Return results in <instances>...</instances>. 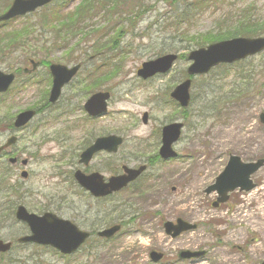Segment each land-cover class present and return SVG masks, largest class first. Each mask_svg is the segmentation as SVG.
<instances>
[{"label": "rangeland", "instance_id": "rangeland-1", "mask_svg": "<svg viewBox=\"0 0 264 264\" xmlns=\"http://www.w3.org/2000/svg\"><path fill=\"white\" fill-rule=\"evenodd\" d=\"M10 1L0 0V15L6 12ZM82 1L76 0L66 11L70 12L69 14L74 13L76 6H82ZM171 3L176 2L142 0L140 3L131 0L125 5V13L121 17V19L126 18V22H120L121 19L119 20L116 15L109 18L101 12L96 18L84 23L85 32L90 29L95 32L94 36L86 38L84 34H78L71 40L69 52H57L49 58L50 61H61V64H65L71 56L68 57L66 53L71 54L76 45L82 43L71 61L87 60L88 55L94 54L90 52L83 56L85 47L88 46L89 52L91 43H95L105 34L113 37L116 28H123L122 25L125 27L124 30L128 34L119 44L120 50L116 59L122 75L107 82L108 77L104 78V73H100L104 71L98 73L99 82H107L102 89H111L114 98L111 101L109 116L98 123L97 134L101 131L103 134H127V136L132 134L137 140L142 138L147 140L151 133L180 118L174 109H160L166 101L165 97L167 98V94H170L176 85V76L182 79L181 76L186 73L188 61L182 58L175 65L172 75L150 84H143L137 80L136 73L142 64L171 53L188 55L193 50H198L195 45L198 38V43L201 44L202 37L234 35L236 29L242 28L245 23L264 24V0L214 2L211 8L205 5L199 14L189 22H181L180 26L174 24L175 17L178 16L177 5L186 6L189 2L178 0L176 6ZM245 10L248 12L245 13ZM48 13L46 12V15ZM51 17L45 16L44 22L34 15L30 20H20L9 25L7 32L1 30L0 60L3 61L4 68L9 63L22 62L23 56L30 53L28 50L29 53L26 54L10 55L9 62L4 54L8 53L9 49H19L23 44L19 39L21 35H26L19 31L23 26L28 25L27 31L33 32L27 40L40 42V45L45 41L46 46H52L56 36V30L53 28L57 26L53 23L55 19L53 21ZM41 24L46 28L40 26ZM124 30L121 36L126 33ZM100 64L101 61L97 62V66ZM229 68L228 74L215 69L209 75L195 80L192 91L194 103L187 117H184L188 126L185 128L183 141L176 146L183 161L163 167L161 175L165 178L161 177L160 180L149 182L134 196L128 195V199L132 200L130 203L132 210L139 213L135 225L125 227L124 235L117 238L114 244L98 250L91 249V246L87 245L86 249L89 247L90 249L84 252L83 256L72 257L69 260H64L52 250L19 248L11 255L16 264H153L149 259L152 250L164 253V260L159 264H262L264 262V167L253 177L257 185L255 190L248 194L233 193L228 203L218 209L212 206L217 195L208 196L204 193L225 169L230 155L241 157L248 163L264 159V128L259 121L260 114L264 113V53ZM32 93L33 90L24 93L23 96L27 99ZM38 95L40 97V92ZM38 97L33 99L32 96V101L28 99L16 101L18 103L15 102V108L11 111V107L6 103L7 109L0 111V121L6 114L13 120L20 110L39 102L43 105V97L41 96L40 101ZM144 113L149 115L147 126L141 123ZM40 118L43 120V117ZM81 118L82 116L78 119ZM44 120L48 124L41 127L39 133L30 130L23 134L24 140L19 148L30 142L40 143L45 137V140L51 142L58 131L52 132L62 128L61 124L65 122L62 118L59 124L51 127L49 123L52 119L46 117ZM81 137L80 134L73 143H70L73 148L78 150L79 144H76ZM59 150L60 148L54 144L48 143L42 155L57 156ZM123 152L126 153L125 151L121 153ZM66 164L67 162L59 163L51 159L42 165L33 166L32 170L35 174L26 183L30 187L31 197L25 202L21 198L13 199L12 202L23 201L28 209L35 210L40 206L39 199L45 200V196L55 194L54 188L61 185L59 178L52 176L53 169L62 165L68 170ZM14 172L17 180L22 182L19 173ZM4 199L0 198V206L5 203L6 199ZM2 210L0 209V212ZM132 210L126 209L128 213ZM7 215L0 213V238L6 242L16 243L19 237L27 233L26 227L15 220L11 221V216ZM124 216L122 213L121 217L120 214H113L111 218H118L119 221ZM178 218L196 224L198 230L175 240L170 239L165 235L162 224ZM181 251H205L206 256L201 261L184 262L178 260ZM2 264H7V261Z\"/></svg>", "mask_w": 264, "mask_h": 264}, {"label": "flooded vegetation", "instance_id": "flooded-vegetation-1", "mask_svg": "<svg viewBox=\"0 0 264 264\" xmlns=\"http://www.w3.org/2000/svg\"><path fill=\"white\" fill-rule=\"evenodd\" d=\"M95 44L96 43H91L92 46L89 47V52L87 50L88 46L85 47V51L82 52L83 56H86L87 53L90 52L94 54ZM78 45L81 46L82 43ZM75 49L77 50L78 47H75ZM117 50L100 53L98 55H88L87 60H74V62H72L71 60L74 54H76V52L73 51L71 54L66 53L68 57L71 55L70 59L68 62H65V64H61V61H50L49 58L57 52H69V48H62L60 45H52L49 50L46 51L42 60L35 62L36 66H33L32 60H26V62L20 64L9 63V65L4 68V65H2L3 61L1 62L0 60V71L5 75H14V82L10 89L7 93L0 94V111L7 109L6 102L7 105L11 107V111L15 108L16 101L20 102L27 99L32 101V96L33 99H37L39 92L40 97H38V100L40 101L43 97V105L39 102L38 104H33L31 107L22 109L14 116L13 120L10 118V115L7 114L1 118L0 149L2 153L0 154V185H3L5 189L3 193L4 196L0 193V198H5L6 201L9 199L21 198L25 202L26 199H29L32 195L30 193V187L26 183L30 181L35 174L32 170L33 166L36 164L42 165V163H46V161L51 159L59 163L67 162L66 167L68 170L64 169L62 165L60 168L57 166V168L53 169L54 172L52 176L56 179L59 178L61 183V185L54 188L56 190L54 191L55 194L49 195L48 197L45 196V200L39 199L38 205L40 206H37L35 210L31 211L28 209L26 207L27 204L23 201V203L20 202L22 204L18 203L17 208L19 206H24L29 214L37 217H44L49 214L54 215L58 219L73 223L80 232L89 233L90 238L76 254L77 257H81L84 252H87V245H90L91 249L94 250H98L99 248L103 249L104 246L114 244L117 238L122 234L124 235L123 229L135 225L139 216L136 210H132V205H130L132 200L128 199V195L131 194L134 196L135 193L141 192L144 186H147L149 182L160 180L161 177L165 178L161 175L163 167L168 164H176L183 161V157L177 151L176 146H179L183 141L184 131L188 124L184 121L185 116L183 115L184 112L180 105L170 99L172 92L167 94V98L165 97L166 101L162 104L160 110L167 108L174 109L175 112H178L180 117L176 119L174 123L184 126L181 131L182 135L172 146L173 151L178 155L175 159L164 160L160 154L161 149L164 147V133L162 132L164 126L161 130L151 133L147 140H145V138L137 140L132 134L128 136L127 134H103V131L97 134L96 130L98 123L109 116L111 101L114 98V92L111 89L104 90L102 88L110 80L122 75V70L118 72H100L104 73V78L108 77L109 80L103 83L99 82L97 61H108L106 69L110 68L115 63L113 59L116 57L114 54L115 52L117 53ZM12 54L15 53L9 50L6 55L9 56ZM6 60L9 62L11 59L9 57ZM14 60L16 61V57ZM54 65L66 66L69 69H74V67L79 66L77 74L64 84L55 98L53 95L55 86L54 75L52 73ZM172 72L167 75L155 76L148 81L138 78L137 73L136 76L139 82L150 84L156 80H161V78L164 79L169 77L172 75ZM179 83L180 78L176 76V85L173 88ZM32 90L33 93L31 96L27 99L24 98V93ZM101 94L108 95L105 101L107 105L106 112L93 115L89 112L88 106L92 103V105H94L93 111H98V109L102 107V103L101 99L96 97ZM25 112H34V114L26 124L16 128L15 122L17 117ZM145 115L147 116L146 122H144ZM80 116H82V118L78 119ZM40 117H43V120ZM46 117L52 119L49 123L51 127L55 126V124H59L62 118L65 121L61 124L62 128L55 129L52 132L58 131L54 134V139L50 142L45 140V137L40 143L30 142L19 148L24 140L23 134L30 130L39 133L42 129L41 127L48 124V122L44 120ZM148 122L149 115L144 113L141 117V123L147 126L149 124ZM80 134L82 137L77 140L78 143L76 145L79 144L77 150V148H73L70 143H73ZM110 138L120 140L119 145L114 147L115 149L113 148L109 151L105 148H100L99 150L98 147H95L101 139ZM150 140L153 141L150 142ZM10 142H13V144L8 146ZM48 143H52L57 148H60L57 156H51L50 154L46 156L42 155L45 145ZM127 149L128 151H126ZM122 151L126 153L123 152V154L121 153ZM40 161L42 163H39ZM14 171L19 173L22 182L17 180V175L13 174L15 173ZM79 178L88 179L87 189L81 186L78 180ZM122 178L131 179V182L117 192H113L109 195L102 194L105 186H108L112 180ZM59 189L62 191L59 192ZM175 191L176 189L173 190V192ZM126 209L132 211L128 213L129 211H126ZM121 213L123 216L125 215L121 220L118 221V218H111L113 214H120L121 217ZM179 219L188 223V221L183 218L168 222L176 224ZM168 222L162 224V229L165 235L172 239V234H167L164 229ZM115 226L121 227L120 233L116 234V236L110 240L105 237H100L103 231L113 229ZM25 227L27 233L23 236L27 237L31 232L27 226ZM4 242H10L13 248L7 254L0 252V264L5 261H7V264H16L11 255L15 250H18V246L12 241ZM30 246L36 248L33 245ZM152 254H161L163 255L161 261L164 260V253L152 250L149 253L151 263H153ZM178 258L180 259L179 255Z\"/></svg>", "mask_w": 264, "mask_h": 264}, {"label": "water", "instance_id": "water-1", "mask_svg": "<svg viewBox=\"0 0 264 264\" xmlns=\"http://www.w3.org/2000/svg\"><path fill=\"white\" fill-rule=\"evenodd\" d=\"M54 0H16L12 7L9 9L6 15L0 17V23H7V21L17 18L18 16H26L39 10V8L49 5ZM264 51V37L261 38H235V40H228L220 43H215L212 46L203 48L197 51H192L189 54L188 60L193 63L187 71L189 77L201 76L209 73L214 67L234 64L241 60H246L247 57H254ZM178 57L176 55H167L160 57L156 61H150L142 66V70L139 71L138 76L143 79H148L156 74H166L171 71V67L177 61ZM55 88H54V98L58 95L61 87L64 86L76 73L77 68L72 71H67L65 68L55 67ZM67 72H66V71ZM13 77H5L0 74V91H5ZM192 81L189 79L183 84L175 88L171 95V98L176 100L181 108H187L190 104V90ZM96 98L101 99L102 107L98 111H93L92 103L88 106V110L93 115H98L99 113L106 112L107 105L105 103L108 95H97ZM105 104H104V103ZM34 113H24L20 115L15 123V127L19 128L26 124L33 116ZM147 116L144 117V122H146ZM260 121L264 125V114L260 115ZM182 125L174 124L172 126H167L163 129V144L164 147L161 149L160 154L165 160L175 159L177 154L173 153L172 145L175 144L177 139L181 135ZM120 143L119 139H101L95 147L105 148L111 150L118 146ZM13 142L8 144L11 145ZM115 149V148H114ZM2 150L0 149V154ZM264 166V160L258 161L251 164H245L241 159L235 156H231L229 159V164L226 169L222 172L219 178L216 180L215 184L206 191V195L211 193H216L219 198L217 203L214 205L218 207L219 204L226 203L229 199L231 192L235 190H240V192H251L256 185L250 181L251 177L257 173ZM81 186L88 188V179L79 178L78 179ZM131 179H116L105 186L104 192L102 194H112L117 192L123 187H125ZM16 218L18 221L26 224L30 228L31 235L19 240L21 244H36L44 247H52L57 252L64 256H70L76 251H78L83 243L90 237L89 234L80 232L76 226L64 220H59L54 215H47L44 217H37L35 215L29 214L24 207H19L16 211ZM196 226L188 225L182 220H178L177 225L168 223L165 225V230L167 234H172V238L179 237L180 234L185 232H190L191 230H196ZM120 230L119 226H115L113 229L103 231L100 234L101 238L111 239ZM11 250V244H4L0 240V252L7 253ZM205 255V252L201 253H189L183 252L180 255V259L191 260V258L199 259ZM162 259L160 254H152L153 262L159 263ZM264 264V262L262 263Z\"/></svg>", "mask_w": 264, "mask_h": 264}, {"label": "trees", "instance_id": "trees-1", "mask_svg": "<svg viewBox=\"0 0 264 264\" xmlns=\"http://www.w3.org/2000/svg\"><path fill=\"white\" fill-rule=\"evenodd\" d=\"M131 1V0H130ZM129 1V2H130ZM136 1V0H135ZM142 0H137V2ZM178 0H174L176 3H171V5L176 6ZM182 2H189L188 5H177V11L178 16L175 17V22L174 24L177 26H180L181 22H189V20L193 17H195L197 14H199L202 10V8L206 5L207 8H211V6L214 4V2L222 1V0H181ZM73 2H76V0H60L58 1L55 5L50 6V8H45L41 13L36 14V17L39 19L41 18L45 22V16H52L51 19H55L54 25L57 26V28H53V30H56V36L54 38V43L53 45H62V44H67L65 47H68L71 40L76 37V35L84 34L85 37H91L95 35V32L90 31V29H87L86 32L83 29L84 23L88 22L89 20L96 18L99 16L101 12L104 13L109 18H113L116 16L119 17V20L121 19L123 13H125V5L129 2L126 0L127 3H125V0L123 2L121 0H83L82 6L77 7L75 12L72 14H69L70 12L66 11L69 7V5ZM125 3V4H124ZM46 12H49L48 15H46ZM248 10H245V13H247ZM103 15V17H104ZM126 17V16H124ZM31 17L26 18V20H30ZM64 20H67L68 22H63ZM126 22V18H122L120 22ZM42 22V21H41ZM58 23V24H57ZM42 27H45L44 25H40ZM9 27V26H8ZM121 27L123 28H116V31L114 30V35L111 37L110 34H105L103 35L100 39H97V41L94 47V54L95 53H101L107 51H116L119 46V43L126 38L127 36V31H125V27L122 25ZM46 28V27H45ZM5 32L8 31L7 26L3 28ZM29 29V26H23L19 31L20 33L26 34L25 36L21 35L20 40L23 42V44L20 46L22 48V52L24 53H29L27 50H30V55L29 58H39V57H44L47 49H46V42L43 41L40 45V42L34 41V40H27L30 35L33 34V32L27 31ZM123 30L126 32L124 35ZM127 30V29H126ZM1 32V31H0ZM16 33V32H15ZM19 33V32H17ZM219 33V32H218ZM91 34V35H90ZM100 34V33H99ZM221 34V33H220ZM236 34V35H235ZM18 35V34H17ZM264 36V24L259 25V23H245L244 26L240 29H236V33L234 35L231 34H225L224 36L221 34V36H213V37H207L204 38L202 37V42L201 44L198 43L199 38L197 39V42L195 45H197V48H203L208 45L213 44L214 42H220L228 39H235V38H245V37H250V38H256ZM101 41V43H100ZM83 42V40H82ZM41 59V58H40ZM121 67L117 63L112 65L108 69H104L105 71H110V72H118L120 71ZM219 71L228 74L230 72V68L225 66ZM228 100V99H227ZM187 114V112H185ZM1 184V183H0ZM4 186L0 185V193H4ZM6 191V190H5ZM4 196V194H3ZM17 200V198L15 199ZM19 200V199H18ZM6 204H3V207L0 209H3L2 215L3 214H8L10 215V220L13 219V212L16 208L17 202L13 203L12 201L5 202ZM7 215V216H8Z\"/></svg>", "mask_w": 264, "mask_h": 264}]
</instances>
